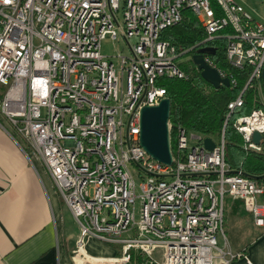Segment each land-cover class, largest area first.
<instances>
[{
	"label": "built area",
	"instance_id": "1",
	"mask_svg": "<svg viewBox=\"0 0 264 264\" xmlns=\"http://www.w3.org/2000/svg\"><path fill=\"white\" fill-rule=\"evenodd\" d=\"M185 8L204 30L201 44L224 39L229 65L250 67L248 84L261 80L264 22L233 0H0V116L76 221L80 264L90 261L85 246L93 239L121 245L122 257L111 260L118 264H128L130 252L143 256V264H251L226 243L219 246L227 199L245 202L253 224L264 228V189L231 174L224 130L207 151L205 138L168 121L171 166L139 144L140 110L166 98L158 80L186 78L178 61L188 51L177 53L160 40ZM106 38L127 45L118 69L100 53ZM242 93L228 104L226 119L242 106ZM235 127L243 148L258 151L252 134L264 133V109L237 119ZM130 168L140 180L139 197Z\"/></svg>",
	"mask_w": 264,
	"mask_h": 264
},
{
	"label": "crops",
	"instance_id": "2",
	"mask_svg": "<svg viewBox=\"0 0 264 264\" xmlns=\"http://www.w3.org/2000/svg\"><path fill=\"white\" fill-rule=\"evenodd\" d=\"M26 153L24 140L0 116V264H80L78 225L42 165ZM231 201L240 200L227 199L225 207H237ZM253 226L256 236L236 252L226 244L234 254L244 251L251 264H264V228ZM85 252L90 261L84 264H114L111 260L122 257L121 245L94 239Z\"/></svg>",
	"mask_w": 264,
	"mask_h": 264
},
{
	"label": "trees",
	"instance_id": "3",
	"mask_svg": "<svg viewBox=\"0 0 264 264\" xmlns=\"http://www.w3.org/2000/svg\"><path fill=\"white\" fill-rule=\"evenodd\" d=\"M204 38L203 28L188 8L183 10L182 19L178 24L165 29L160 35V40L168 42L177 53L188 51L178 61L180 70L186 75L185 79L158 80V87L165 90V97L170 100L169 122L181 126L187 132L210 138L215 142L219 141L224 130V159L231 174L239 172L264 189V133L258 151L245 150L244 140L235 127L237 119L249 116L253 111L264 109V78L259 82L253 81L248 84L251 68L246 66L239 70L229 65L225 54L226 41L218 39L203 45L201 43ZM196 46L200 48H195ZM201 49H210L214 52L213 55H207L210 64L230 81L233 80L234 85L214 89L201 78L192 61L194 54ZM4 92V88L0 90V99ZM241 92H243L242 106L236 108L226 119L229 113L228 104ZM172 145L171 139V147ZM231 202L241 208L240 214L250 215L249 207L245 202ZM237 207L234 208V212ZM129 257L128 264L145 263V258L139 253L130 252Z\"/></svg>",
	"mask_w": 264,
	"mask_h": 264
},
{
	"label": "water",
	"instance_id": "4",
	"mask_svg": "<svg viewBox=\"0 0 264 264\" xmlns=\"http://www.w3.org/2000/svg\"><path fill=\"white\" fill-rule=\"evenodd\" d=\"M213 53L210 49L198 50L192 57L193 64L200 72L201 78L214 89L221 86L229 87V80L221 78L218 71L211 68L204 61V55H213ZM262 78H264V68ZM169 116L170 100L168 98L162 99L157 106L143 107L140 110L139 144L150 158L165 166H171L172 164L168 132ZM261 140L262 135L259 132H253L252 143L258 147ZM203 147L207 151H212L215 142L210 138H205Z\"/></svg>",
	"mask_w": 264,
	"mask_h": 264
},
{
	"label": "rangeland",
	"instance_id": "5",
	"mask_svg": "<svg viewBox=\"0 0 264 264\" xmlns=\"http://www.w3.org/2000/svg\"><path fill=\"white\" fill-rule=\"evenodd\" d=\"M240 6L244 8V10L255 20L258 22H264V0H233ZM119 21H122V14L121 11L118 14ZM134 43V40L131 41ZM100 53L102 56L106 58H110L113 61L116 69H118V59L117 56H127L128 49L125 42H123L120 38L116 41L111 40L110 38H106L100 44ZM3 89L0 86V90ZM133 172L135 184H136V196L139 197V184L140 180L135 175L134 169L130 168ZM231 207V206H230ZM229 206L226 208V219L223 225V233L225 241L219 239V246H223L226 242H229L232 246V251L236 252V248L243 246L250 242L255 236L257 230L253 226V220L251 216L248 214L244 216L240 214L241 208L237 207V210L234 212L235 209L233 207L230 208ZM140 208V201L137 198L135 203V211L138 213ZM236 208V207H235ZM154 258L161 262V253L156 252L154 253ZM118 264V263H114Z\"/></svg>",
	"mask_w": 264,
	"mask_h": 264
}]
</instances>
